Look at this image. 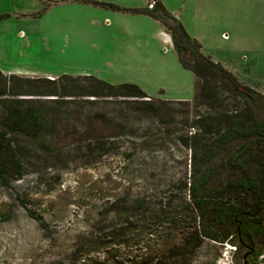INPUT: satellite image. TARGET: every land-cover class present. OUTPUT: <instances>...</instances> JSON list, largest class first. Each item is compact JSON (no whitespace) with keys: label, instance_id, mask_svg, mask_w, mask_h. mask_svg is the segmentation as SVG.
Here are the masks:
<instances>
[{"label":"rangeland","instance_id":"374dc122","mask_svg":"<svg viewBox=\"0 0 264 264\" xmlns=\"http://www.w3.org/2000/svg\"><path fill=\"white\" fill-rule=\"evenodd\" d=\"M90 1L107 6L0 0L10 16L0 20V71L95 77L152 101L0 99L9 144L0 147V264H264L195 223L190 189L201 174L185 140L210 108L194 105L198 80L175 49L176 23L152 13L154 0ZM159 1L206 56L264 95V0ZM17 100L38 112L30 134L5 124ZM223 181L218 173L209 188Z\"/></svg>","mask_w":264,"mask_h":264},{"label":"trees","instance_id":"16d2710c","mask_svg":"<svg viewBox=\"0 0 264 264\" xmlns=\"http://www.w3.org/2000/svg\"><path fill=\"white\" fill-rule=\"evenodd\" d=\"M79 1L107 6L90 0ZM153 2L151 11L154 15H163L176 23L173 31L175 49L182 64L191 69L198 80L195 107L210 108L207 114L198 113L192 122L193 132L185 140L194 153L193 173L201 174L190 189L195 223L200 227L208 222L207 228L202 226L204 237L219 244L237 243L240 251L247 248L248 256L250 252H257L264 261V118L259 112L263 110L264 95L242 85L221 63L206 56L201 44L169 14L163 3ZM9 17L0 15V20ZM219 78L221 82L224 80L223 91L218 86ZM226 92L230 95L224 97ZM5 97H49L54 101L73 97L112 98L133 103L146 102L145 99L152 101L135 85L113 86L95 77L62 76L57 81L6 75L0 71V99ZM231 97L239 101H233ZM19 101L14 104V109L7 108L5 124L11 130L30 134L38 112L20 110ZM8 120H13L14 124ZM5 145L9 146L0 136V147ZM218 173L225 181L217 189L209 188ZM0 174L3 175L1 168Z\"/></svg>","mask_w":264,"mask_h":264},{"label":"flooded vegetation","instance_id":"af4514ba","mask_svg":"<svg viewBox=\"0 0 264 264\" xmlns=\"http://www.w3.org/2000/svg\"><path fill=\"white\" fill-rule=\"evenodd\" d=\"M249 255H250V256H245V257H250V258L253 257V253L250 252Z\"/></svg>","mask_w":264,"mask_h":264},{"label":"crops","instance_id":"0c3cea01","mask_svg":"<svg viewBox=\"0 0 264 264\" xmlns=\"http://www.w3.org/2000/svg\"><path fill=\"white\" fill-rule=\"evenodd\" d=\"M37 9H38V8H37ZM34 12H35V13H38L39 11L35 9Z\"/></svg>","mask_w":264,"mask_h":264},{"label":"water","instance_id":"95a60500","mask_svg":"<svg viewBox=\"0 0 264 264\" xmlns=\"http://www.w3.org/2000/svg\"><path fill=\"white\" fill-rule=\"evenodd\" d=\"M245 260H246V257H245ZM245 264H248L247 262Z\"/></svg>","mask_w":264,"mask_h":264}]
</instances>
